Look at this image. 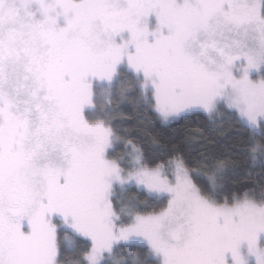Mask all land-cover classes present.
<instances>
[{
	"label": "snow or ice",
	"instance_id": "1",
	"mask_svg": "<svg viewBox=\"0 0 264 264\" xmlns=\"http://www.w3.org/2000/svg\"><path fill=\"white\" fill-rule=\"evenodd\" d=\"M0 264H264V0H0Z\"/></svg>",
	"mask_w": 264,
	"mask_h": 264
}]
</instances>
